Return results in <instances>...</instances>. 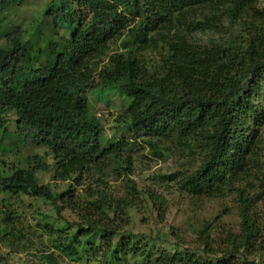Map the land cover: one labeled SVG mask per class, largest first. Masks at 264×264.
Masks as SVG:
<instances>
[{
    "label": "trees",
    "instance_id": "obj_1",
    "mask_svg": "<svg viewBox=\"0 0 264 264\" xmlns=\"http://www.w3.org/2000/svg\"><path fill=\"white\" fill-rule=\"evenodd\" d=\"M19 3L0 0V35L18 31L6 29L4 12ZM42 12L46 36L41 28L35 39L0 44V149L13 114L19 143L47 147L53 163L35 154L26 166L0 168V237H23L9 206L27 195L56 213L37 217L48 244L39 243L51 250L37 264L151 260L150 238L144 246L125 238L131 209L155 211L162 222L169 209L155 188L131 178L147 151L185 162L153 181L193 198L234 196L240 216L241 231L224 230L216 250V224L198 229L196 249L207 258L187 248L162 253L165 262L232 264L264 252V0H50ZM60 30L69 37L56 39ZM112 89L131 103L107 138L89 91Z\"/></svg>",
    "mask_w": 264,
    "mask_h": 264
},
{
    "label": "rangeland",
    "instance_id": "obj_2",
    "mask_svg": "<svg viewBox=\"0 0 264 264\" xmlns=\"http://www.w3.org/2000/svg\"><path fill=\"white\" fill-rule=\"evenodd\" d=\"M50 0H21L18 6L12 9L11 13H6L10 18L11 26L6 29H15L18 31L11 33L8 36L0 35V44L10 40L13 36H22L26 39H35L39 30L43 28L45 22L49 21L47 16L43 15V8ZM38 23V24H37ZM44 36L47 32L42 29ZM13 32V31H10ZM60 37H69V33L65 30H60ZM20 39V37H19ZM109 93L98 92L97 90L89 91L90 107L103 124V133L107 138L117 136L115 128L119 125V121L124 115L127 106L131 103L130 99L119 90H107ZM15 117L13 114L9 116V123L7 129L3 134V148L0 149V168L2 170H9L16 163L22 166L28 164L30 156L35 154L43 155L50 164L53 163L51 154L47 147H30L19 143L18 137L14 133L16 128ZM117 132V131H116ZM126 136H131L126 135ZM139 161L134 164V173L131 178L137 183L139 187L155 188L157 192L162 194L169 201V209L164 218L160 221L157 212H150L146 209H131L130 210V225L127 227L126 240L131 238L133 241H138L139 246H144L149 242L153 244L151 260L136 262L135 259L129 264H169L165 262V258L161 256L162 253H175L177 250L191 249V252L200 257L207 258V256L197 251L199 246L198 229L204 222L212 221L216 224V230L211 233L213 239L212 245L216 250L219 248V239L224 236V230L228 229L239 233L241 231L240 216L237 202L234 196H229L223 199H209V198H193L177 190L174 183L157 182L153 178L158 175H167L182 169L185 162H179L172 159L160 160L155 158L147 151L143 152ZM37 175L43 183L55 184L52 179V174L48 172H37ZM123 182L122 179L117 180L114 186H118ZM62 184V183H61ZM61 189V185H58ZM8 196V195H6ZM6 199V197L4 196ZM13 211L12 215L18 230H23V237L18 241L15 236L5 235L3 233L0 237V264H37L41 250L51 251L44 245H40V241L46 238L41 237L40 226L37 225V217L40 214L51 215L55 217V209L43 199L29 197L27 195L19 196L16 201H12L9 206ZM264 208V201L260 202L259 209ZM5 210L4 203L0 202V213ZM66 216H69L65 212ZM73 216H69L71 220ZM23 222L24 227L20 222ZM29 229L25 228L28 227ZM173 229L174 235L171 234ZM34 230V231H33ZM180 236L179 238L176 236ZM167 241L175 244L176 241L181 245L169 246ZM48 244V243H47ZM99 244V242H95ZM99 246V245H98ZM62 264H100L96 257H91V263L75 262L64 260L60 257ZM252 262L253 264H264V252L259 254H250L246 259L238 255L232 264H246L244 262ZM176 264V263H171Z\"/></svg>",
    "mask_w": 264,
    "mask_h": 264
}]
</instances>
